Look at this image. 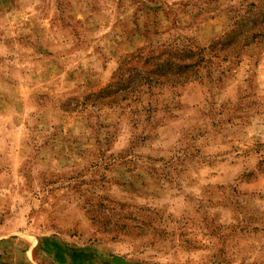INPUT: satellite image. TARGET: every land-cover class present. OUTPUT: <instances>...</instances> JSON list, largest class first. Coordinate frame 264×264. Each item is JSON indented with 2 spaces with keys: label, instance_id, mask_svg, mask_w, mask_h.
<instances>
[{
  "label": "rangeland",
  "instance_id": "obj_1",
  "mask_svg": "<svg viewBox=\"0 0 264 264\" xmlns=\"http://www.w3.org/2000/svg\"><path fill=\"white\" fill-rule=\"evenodd\" d=\"M0 264H264V0H0Z\"/></svg>",
  "mask_w": 264,
  "mask_h": 264
},
{
  "label": "trees",
  "instance_id": "obj_2",
  "mask_svg": "<svg viewBox=\"0 0 264 264\" xmlns=\"http://www.w3.org/2000/svg\"><path fill=\"white\" fill-rule=\"evenodd\" d=\"M137 58H142L140 56H133L131 57V60H135ZM154 64V67L156 69V71L152 72L153 70H151L152 74H156L157 72H159V70L161 69V71H165L164 68H168V69H173V68H180V70H190L191 68V64L188 63H184L183 66H178V64H175L174 62H169L167 60H161L159 57L154 58V61L152 63V65ZM164 73H167L166 71ZM144 78V76L142 77Z\"/></svg>",
  "mask_w": 264,
  "mask_h": 264
}]
</instances>
